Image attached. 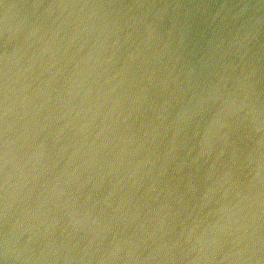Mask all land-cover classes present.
<instances>
[{
  "label": "water",
  "instance_id": "1",
  "mask_svg": "<svg viewBox=\"0 0 264 264\" xmlns=\"http://www.w3.org/2000/svg\"><path fill=\"white\" fill-rule=\"evenodd\" d=\"M0 264H264V0H0Z\"/></svg>",
  "mask_w": 264,
  "mask_h": 264
}]
</instances>
